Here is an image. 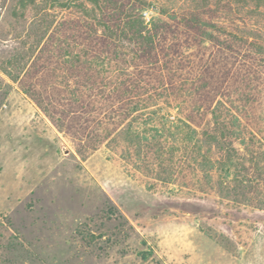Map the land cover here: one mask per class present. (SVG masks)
Segmentation results:
<instances>
[{
	"label": "rangeland",
	"instance_id": "1",
	"mask_svg": "<svg viewBox=\"0 0 264 264\" xmlns=\"http://www.w3.org/2000/svg\"><path fill=\"white\" fill-rule=\"evenodd\" d=\"M22 2L0 0V264H264V176L215 163L206 181L177 162L168 174L122 140L130 121L151 128L153 110L212 130L220 102L239 119L235 151L245 155L249 137L264 144V0ZM137 17L155 34V63L121 37ZM38 20L47 28L34 30ZM70 31L84 50L78 62H36L49 35ZM111 33L120 57L91 60ZM195 75L197 89L168 85ZM116 78L137 85L133 113L102 86ZM74 87L76 132L49 116ZM225 150L210 145L213 160ZM241 179L250 186L238 188Z\"/></svg>",
	"mask_w": 264,
	"mask_h": 264
},
{
	"label": "trees",
	"instance_id": "2",
	"mask_svg": "<svg viewBox=\"0 0 264 264\" xmlns=\"http://www.w3.org/2000/svg\"><path fill=\"white\" fill-rule=\"evenodd\" d=\"M22 4V0H18ZM31 1V0H30ZM261 0H259L258 4ZM16 3V6L19 5ZM102 5L106 7L109 6L108 1H103ZM117 9H120L122 6H114ZM143 20L137 17L131 20H126L124 26L126 25V30L123 31L125 34L121 37H129L133 41H136L140 44L138 51L140 55L146 56L149 63L154 62V45H153V36L155 34H148L149 31H144V26L142 25ZM127 23V24H126ZM33 29L38 31L39 29H46L47 26H44V20L35 21ZM46 30L43 32V34ZM119 34L111 33L106 35V37H99L96 41L99 42L100 46L95 49L94 55L91 60L96 61V63L104 64L106 60L120 57L119 46L116 44L119 40ZM78 35L74 31L66 32L62 35L58 34L57 36H48L47 41H45L41 48L38 50L37 55L35 56L36 62L40 61V64L49 61V65L46 67H53L58 69L59 59H65L71 64L78 62L83 56L84 50L82 45L78 46L77 43ZM40 39L36 41L35 46L38 47ZM77 48V50H75ZM110 54H107V53ZM34 54L32 51L31 55ZM14 63V61H10ZM44 65V64H43ZM0 69H2L0 67ZM114 69H119L117 66ZM8 75L11 73L6 72ZM13 79H16L18 75L12 76ZM178 80V78H177ZM186 80V79H185ZM202 80L201 76L189 77L188 81H176L170 80L168 85H176L182 91H191L193 88H198ZM115 82H102V86L107 87L110 83L112 84V95L116 101H125L127 104V113H133L139 109L138 97L135 94V87L137 86L134 83L125 84L123 80H114ZM108 83V84H107ZM167 83V82H166ZM204 86L202 87V89ZM205 90V89H204ZM68 94V99L63 104L56 103L54 104L60 108L59 114L54 118L50 113V118L59 128H64L66 130L74 128L73 132H76L75 129H78V125H82V122H79V113L80 102L79 89L78 87L70 88ZM26 93L28 90L26 89ZM197 93V92H196ZM224 107L222 103L218 102L212 109V116L214 127L212 130H202L197 132L191 125L188 123L190 114H185L182 118H178L176 121L168 120L165 116H162L158 113V110L151 111L152 117V126L151 128L140 129L130 121L127 127L125 128L123 134L124 138L123 143L126 149L133 148L135 155L140 157L141 153L146 157H155L158 160V164L161 166V169L168 173L166 169V164L169 162H177L178 164L186 165L194 172L198 171L202 174L203 178L206 181H210V171L213 170L215 163L222 165V168L226 171L232 167L235 169H240L244 172V175H247L251 170H254L260 177L264 176V144L254 141V137H249L247 141L243 142L244 154L240 155L231 145V140L235 138V130H237L236 122L238 123L239 119L237 116L222 113ZM129 111V112H128ZM65 120V124L60 120ZM77 120V121H76ZM76 121V123H73ZM93 121V120H92ZM73 123V124H72ZM76 125V126H75ZM214 144L221 149L226 148L224 154L221 155L220 160H213L210 151V145ZM144 158V159H145ZM252 166H248V165ZM169 174V173H168ZM160 177L161 174H159ZM169 179V178H167ZM238 188L249 187V181L241 179L237 182Z\"/></svg>",
	"mask_w": 264,
	"mask_h": 264
},
{
	"label": "crops",
	"instance_id": "3",
	"mask_svg": "<svg viewBox=\"0 0 264 264\" xmlns=\"http://www.w3.org/2000/svg\"><path fill=\"white\" fill-rule=\"evenodd\" d=\"M22 109H14V111H21ZM32 111L31 113H34V109L30 110ZM14 114V113H13ZM9 121H15V119H9Z\"/></svg>",
	"mask_w": 264,
	"mask_h": 264
},
{
	"label": "built area",
	"instance_id": "4",
	"mask_svg": "<svg viewBox=\"0 0 264 264\" xmlns=\"http://www.w3.org/2000/svg\"><path fill=\"white\" fill-rule=\"evenodd\" d=\"M145 17H146L147 20L149 19V16L147 14L145 15Z\"/></svg>",
	"mask_w": 264,
	"mask_h": 264
}]
</instances>
